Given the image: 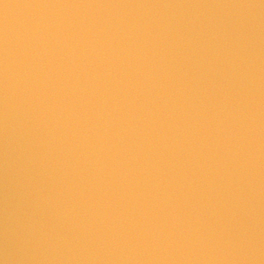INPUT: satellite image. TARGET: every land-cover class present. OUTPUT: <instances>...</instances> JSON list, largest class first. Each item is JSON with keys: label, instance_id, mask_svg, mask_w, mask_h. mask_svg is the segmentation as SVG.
Returning <instances> with one entry per match:
<instances>
[{"label": "water", "instance_id": "1", "mask_svg": "<svg viewBox=\"0 0 264 264\" xmlns=\"http://www.w3.org/2000/svg\"><path fill=\"white\" fill-rule=\"evenodd\" d=\"M0 264H264V0H0Z\"/></svg>", "mask_w": 264, "mask_h": 264}]
</instances>
